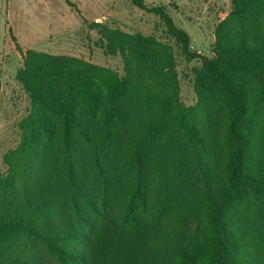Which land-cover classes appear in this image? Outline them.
<instances>
[{"label": "trees", "instance_id": "16d2710c", "mask_svg": "<svg viewBox=\"0 0 264 264\" xmlns=\"http://www.w3.org/2000/svg\"><path fill=\"white\" fill-rule=\"evenodd\" d=\"M130 1L200 60L197 101L180 100L174 48L153 34L88 23L121 76L26 50L15 78L29 108L0 170V264H264L249 235L264 240V0H230L211 56L165 5ZM218 116L223 147L200 130Z\"/></svg>", "mask_w": 264, "mask_h": 264}, {"label": "rangeland", "instance_id": "374dc122", "mask_svg": "<svg viewBox=\"0 0 264 264\" xmlns=\"http://www.w3.org/2000/svg\"><path fill=\"white\" fill-rule=\"evenodd\" d=\"M145 1L148 5H165L175 23L189 33L191 49L200 55H213L215 29L230 12V0ZM92 21H102L127 32L153 34L170 43L175 51L180 100L188 106L196 103L195 78L200 60L186 59L164 33L160 18L130 0H0V170L5 168L4 152L19 142L18 122L29 108L27 94L15 78L26 50L84 58L123 75L122 57L104 52L100 35L88 26ZM225 124L226 118L218 116L210 123L202 121L200 130L207 138L214 135L219 147H223ZM156 187L153 184L150 188L146 213L157 204ZM261 209L264 215V204ZM250 217L253 216L246 217L248 223H254L255 219ZM154 218L165 222L168 217L158 214ZM249 229L251 239L263 243L257 235L261 232L259 227ZM261 249L264 251V246Z\"/></svg>", "mask_w": 264, "mask_h": 264}]
</instances>
